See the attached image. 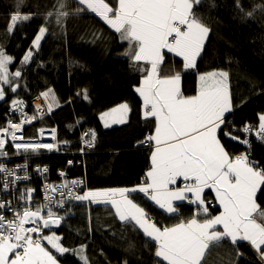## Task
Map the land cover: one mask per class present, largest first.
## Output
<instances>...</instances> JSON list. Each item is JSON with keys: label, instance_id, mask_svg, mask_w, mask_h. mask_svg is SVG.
I'll list each match as a JSON object with an SVG mask.
<instances>
[{"label": "snow or ice", "instance_id": "snow-or-ice-1", "mask_svg": "<svg viewBox=\"0 0 264 264\" xmlns=\"http://www.w3.org/2000/svg\"><path fill=\"white\" fill-rule=\"evenodd\" d=\"M202 2L117 0L115 6H110L106 0H71L75 7L70 10L69 0H56L54 10L45 15L44 25L39 27L31 47L20 61L21 67L14 73L9 70L14 57L0 45V102H4L9 90L17 94L24 66L34 55L32 48H41V42L49 31L48 25L54 22L57 28L63 30L70 15L94 13L119 35L122 43L127 42L123 55L130 59V67L143 73L135 91L143 101L144 118L155 120L154 134L146 138L155 143L151 153V170L140 186L88 190L80 194L77 189L81 188L82 181L65 179L59 185L45 183L44 201L39 205L32 206L34 189L30 187L19 191L16 207L12 206L11 200L0 197V264H59L57 256L42 245L43 241H47L60 256L72 251L82 264H89L84 255L85 245L70 250L62 246L61 237L55 233L42 235L45 229L59 227L69 218L72 201L110 204L122 226L131 227L134 232L139 230L154 242V255L158 258L156 264H202L206 252L222 246L225 240L234 248H238L240 242H247L264 264V222H257V217L264 220V209L257 203L258 193L264 191V168L250 161L246 153L230 158L217 136L218 130L226 123V113L233 108L228 73L213 71L201 74L197 94L190 97L181 93L179 74L164 78L159 76L165 59L163 50L180 57L185 69L196 66L197 57L210 32L209 26L195 10ZM23 3L24 0H15L17 10L10 16L9 33H14L18 22L33 18V14L19 11ZM234 4L242 19L252 18L257 9L264 12V5L245 11L241 0H234ZM19 26L23 27V24ZM49 93L51 89L42 95L47 98ZM87 98L85 90L84 99ZM112 111L120 113L113 122L124 123L129 109L127 104H122ZM12 113L19 114L20 119L18 122L14 118L8 119L6 126H0V161L10 156L6 150L7 141H10V146L16 149L14 155L24 156L25 163L9 168L0 162V193L14 195L20 182L31 179L27 161L40 155V150L49 153L58 150V145L25 140L22 135L25 124H31L44 114L41 106H37L33 116H28L24 112V102L14 98L9 108V114ZM109 115L104 113L101 119ZM108 126L105 121V127ZM254 127L245 126L241 131L251 134ZM258 129L257 139L264 142V114L259 116ZM225 135L233 140L239 139L231 133ZM51 137L56 140L55 129ZM94 141L95 132L91 133V139L82 137V143L87 148L92 147ZM240 142L250 145L247 138ZM85 147L80 149L81 153H84ZM35 171L46 180L47 166H37ZM60 176L64 177L65 173L61 171ZM206 190L214 193V201L207 200ZM57 192L61 199H53L52 194ZM136 192L142 193L170 216L177 215L181 206L174 202L186 201L194 206L193 215L186 221L161 229L151 221L145 208L128 195ZM212 203L219 205L218 215H210ZM7 213H11V218Z\"/></svg>", "mask_w": 264, "mask_h": 264}, {"label": "trees", "instance_id": "trees-1", "mask_svg": "<svg viewBox=\"0 0 264 264\" xmlns=\"http://www.w3.org/2000/svg\"><path fill=\"white\" fill-rule=\"evenodd\" d=\"M115 6L117 0H106ZM245 11L255 6L264 5V0H241ZM56 0H24L20 8L22 14H33L29 21L18 22L14 33L7 31L11 16L17 9L15 0H0V45L5 52L14 57L9 66L10 72L21 67L20 61L29 50L32 40L44 25L45 15L54 10ZM215 5V7H213ZM75 7L69 0L70 10ZM210 32L198 58L195 71H186L180 60L165 53L160 66L159 76L167 77L180 74L182 95L194 96L197 93V76L208 72L225 71L231 84V103L233 112L226 123L218 130L217 136L225 151L231 156L247 154L250 161L264 168V144L257 139L259 116L264 114V12L255 11L252 18L242 19L234 0H203L195 9ZM23 24V27L19 25ZM39 50L32 48V60L24 66L17 94L9 90L6 101L0 102V125L3 122L4 109L14 98L29 103L52 105L50 117L46 107L44 114L36 118L31 128H26L23 137L36 139L41 125L55 128L56 138L61 142L75 143L83 131L95 132L96 149L90 152L78 151L71 155L32 156L28 162L31 171L38 175L35 167L47 166L46 180L39 176L33 180L34 203L44 201L45 183L56 184L65 179L71 181L81 178L84 182L82 191L132 188L142 183L150 169V150L141 146L146 135L153 134V120L141 119L142 101L133 88L134 79L142 77L138 68L130 67L131 61L123 53L127 42H121L119 35L110 29L99 17L82 12L70 15L63 30L53 22ZM115 59L127 62L125 71L108 70ZM141 67L143 65L141 64ZM54 94L55 100L46 99L42 94ZM87 99H84V92ZM79 93V94H78ZM48 100V101H47ZM127 104L129 118L127 123L105 128L97 114L118 105ZM30 107V108H29ZM29 114L36 112L29 106ZM49 109V107H48ZM46 118V119H45ZM245 126H255L250 137V145L241 143ZM231 133L239 139L233 140ZM78 146V145H77ZM10 151L9 147L6 148ZM69 161H72L69 164ZM65 173L64 177L60 172ZM19 189L29 188L22 182ZM1 186V185H0ZM264 187V186H262ZM53 199H61L55 193ZM135 203L144 207L154 217L158 227H171L191 218L194 206L182 204L175 216H170L158 209L142 196H132ZM71 215L56 230H44L43 235L55 233L61 237L62 246L70 250L85 245L84 255L89 264H154V242L144 237L139 230L122 226L110 204H92L89 202H71ZM257 203L264 209V191L258 193ZM215 210H209L210 215ZM60 214H64L61 212ZM203 219V217H201ZM257 222H264L257 217ZM42 245L57 256L59 264H82L72 251L63 256L55 252L45 241ZM202 264H261L256 261L253 252L243 243L234 248L225 240L220 247H213L206 252Z\"/></svg>", "mask_w": 264, "mask_h": 264}, {"label": "rangeland", "instance_id": "rangeland-1", "mask_svg": "<svg viewBox=\"0 0 264 264\" xmlns=\"http://www.w3.org/2000/svg\"><path fill=\"white\" fill-rule=\"evenodd\" d=\"M92 14H94V13H92ZM95 15V14H94ZM10 18V16L8 15L7 16V20ZM102 21V20H101ZM4 26H8L7 25V22L5 23V25ZM115 60H120V59H115ZM179 60V59H178ZM181 62V61H180ZM111 64H113V63H111ZM182 64V63H181ZM197 65H198V62H197ZM197 65H196V68H195V70L197 69ZM182 68H183V66H182ZM184 69V68H183ZM108 70L110 71V70H115V71H120V72H124V73H126V71H124V70H121V69H117V68H114V67H112L111 66V68L109 69L108 68ZM185 70V69H184ZM195 70H193V71H195ZM187 71V70H186ZM225 72V71H224ZM209 73V72H208ZM205 74V73H204ZM200 75V74H199ZM197 80H198V76H197ZM228 86H229V94H230V99L232 98V94H231V84H230V82H229V75H228ZM50 95H51V98H53L54 100H55V96H54V94L53 93H49V95H48V97L46 98V99H50ZM196 95V94H195ZM23 101V100H22ZM48 101V100H47ZM11 103V102H10ZM28 104V107L29 106H31V107H33L34 108V98L33 99H31L30 100V102L29 103H27ZM11 105V104H10ZM41 105V107H46V105H44V104H40ZM122 105V104H121ZM120 108V105H118V106H116V107H114V108H112V109H109V110H107V111H104V112H102V113H99V114H97V120L105 127V121H107V123H108V127H105V128H110V127H113V126H119V125H123V124H125V123H127V121H128V118H129V111L127 112V115H126V120H125V122L124 123H115V122H113V120L114 119H116V118H118L119 117V115H120V113H119V111L118 112H113L112 110L113 109H119ZM46 109V108H45ZM104 113H109L110 115L109 116H106L103 120L101 119V116L104 114ZM12 114H14V113H12ZM229 114V113H228ZM228 114H226V117L228 118V116H230V115H228ZM30 116H33L32 114H30ZM3 117H9V107L7 106L5 109H4V114H3ZM17 119H19V117H17ZM17 119H15V121H17ZM144 120V119H143ZM227 120V119H226ZM145 121V120H144ZM3 123H5L4 122V119H3V122L1 123V124H3ZM32 124H34V120L32 121ZM85 133H88V135L87 136H84V134ZM91 131H89V129H86L85 131H83V133H82V135H81V137H84V139H91ZM149 135H146L145 137H144V139H142V141H141V145L143 146V147H145V148H151L152 149V144H153V142H150V141H147V137H148ZM56 141H58V142H60V144L59 145H61L60 146V149H58L59 151H57V154H59V155H62V156H66L65 155V152H70V154L71 155H68V156H72V155H76V154H78V151H80V149L82 148V147H85L84 146V144L82 143V139H78V140H76V142L75 143H69V142H67L68 144H70V145H68L67 143L66 144H62V143H64V142H61V141H59V139L58 138H56ZM78 145V146H77ZM86 152H90V150L87 148V147H85V153ZM231 156V155H230ZM231 158H235L234 156H231ZM9 165H11V166H13V165H15L13 162H9ZM33 179H34V176H33ZM76 180H78V181H82V184H81V188L82 187H84V182H83V180L81 179V178H75ZM144 182V179L142 180V183ZM141 183V184H142ZM59 184H61V183H59ZM59 184H57V185H59ZM141 184H139V185H141ZM80 189H77V191H79ZM52 195H54V194H52ZM208 201H212V200H209V199H207ZM187 203V202H186ZM217 208V205H216V203H212L211 205H210V207H209V210H215ZM216 211V210H215ZM152 222H155V220L154 219H152L151 220ZM52 234V233H51ZM143 234V233H142ZM49 235V234H48ZM46 243H47V241H45ZM255 259H256V261L257 262H259V263H261V260H260V258H259V256H258V254H256L255 255ZM154 264H156V262L154 263Z\"/></svg>", "mask_w": 264, "mask_h": 264}, {"label": "built area", "instance_id": "built-area-1", "mask_svg": "<svg viewBox=\"0 0 264 264\" xmlns=\"http://www.w3.org/2000/svg\"><path fill=\"white\" fill-rule=\"evenodd\" d=\"M24 102V101H23ZM39 102L40 103H37V104H35L34 103V108L33 107H31L32 109H34L35 111H36V109H37V106L39 105V106H41L40 104H44L45 105V103H44V100H43V98H40L39 99ZM30 108V107H29ZM29 108H28V104L27 103H25L24 102V112L28 115V116H30V112H29ZM42 108V107H41ZM43 109V108H42ZM47 109L48 108H46L45 110L47 111ZM43 113H44V111H43ZM47 115H49V113L47 112L46 113ZM43 116V115H42ZM17 117H19V114H17V113H14V114H9V117H4V122L5 123H3V124H1L0 126H6L7 125V120L8 119H11V118H14V119H17ZM41 117V116H40ZM39 117V118H40ZM19 119H20V117H19ZM19 119H17V122L19 121ZM34 121H35V119H34ZM32 123L31 124H25L24 126H23V130H22V135H24L23 134V132H24V130L26 129V128H31L32 127ZM53 129H55V128H47V129H45V128H43V129H39L38 130V136H37V138L36 139H26L25 137V140H32V141H35V140H41L42 142H52V143H56V144H60V142H58V141H56V140H52V137H51V133H52V130ZM56 130V129H55ZM47 131H51V133L50 134H48V133H46ZM41 132H43V136H41ZM55 135H56V131H55ZM10 144H11V142L10 141H7V146H6V148H8L9 147V149H10V151H8L9 153H10V156L8 157V158H5L4 160H2V161H0V162H2V163H4V164H6V166L7 167H9V168H14V167H16L17 165H22V164H24L25 163V160H24V156H16V155H14V153L16 152V149L15 148H13V147H11L10 146ZM62 144H66V143H62ZM68 144V143H67ZM68 145H70V144H68ZM61 145H59L58 146V148L60 147ZM88 149H90V148H88ZM21 151H23V150H21ZM41 151V150H40ZM42 151H44V150H42ZM46 151V150H45ZM54 152V151H53ZM9 162H13L15 165H13V166H11V165H9ZM27 163H28V165H29V167H28V172H29V174H30V176H31V179L29 180V181H25L26 183H28L29 184V186H30V188H33L34 189V187H33V180H35V178H38L39 176H40V174H38V175H36V174H34V170H33V172L31 171V166H30V164H29V162L27 161ZM35 170H36V167H35ZM21 175H23V172H21L20 173ZM33 176H34V179H33ZM23 182V181H22ZM22 182H20L19 183V185H18V188H17V190L15 191V194L13 195L12 193H8V194H2V193H0V197H2L3 199H5V200H11L12 201V206L13 207H16L17 206V198H18V196H19V191L21 190V189H19V186H23L24 184H22ZM63 183V182H62ZM0 188H2V185L0 186ZM23 190H25V189H23ZM82 190V188H80V190L78 191V192H80ZM51 194V193H50ZM55 197V195H53V198ZM32 206H34V193H33V200H32ZM7 215H8V218H11V213H7ZM27 226H29V225H26V227ZM43 235V234H42Z\"/></svg>", "mask_w": 264, "mask_h": 264}, {"label": "crops", "instance_id": "crops-1", "mask_svg": "<svg viewBox=\"0 0 264 264\" xmlns=\"http://www.w3.org/2000/svg\"><path fill=\"white\" fill-rule=\"evenodd\" d=\"M164 51V53H166V54H168V55H170V56H173V57H175V58H177V59H179L180 61H181V63H182V66H183V60L180 58V57H176V56H174L173 54H171V53H167L166 52V50H163ZM201 52H202V50H201ZM201 54V53H200ZM198 58H199V56L197 57V60H196V65H197V62H198ZM113 66H114V68H117V69H121V70H124L125 71V66H126V68H127V62L126 63H124V62H121V60H114L113 61V64H112ZM183 68H184V66H183ZM195 68H196V66L194 67V68H190V69H185V70H187V71H193V70H195ZM180 75V74H179ZM201 75V74H200ZM200 75H198V80H197V90H198V86H199V76ZM180 77H181V75H180ZM161 78H164V77H161ZM141 79H142V77H137V78H135L134 79V84H133V86H134V90H135V88L136 87H138L139 85H140V81H141ZM180 89H181V93H182V81L180 80ZM136 92V91H135ZM137 93V92H136ZM138 94V93H137ZM197 94V93H196ZM139 96V95H138ZM140 97V96H139ZM140 99H141V97H140ZM141 101H142V99H141ZM143 112H144V109H143V101H142V107H141V119L143 120H153V122H154V131H155V120H154V118H148V119H145L144 118V115H143ZM143 120V121H144ZM154 131H153V134H154ZM154 148H155V143L153 142V144H152V149L151 148H149V150H150V158H149V162H150V169H149V171L151 170V153H152V151L154 150ZM230 156V155H229ZM230 158H231V156H230ZM232 159H235V158H232ZM147 174V173H146ZM147 179V177L145 176V178H144V181ZM138 186H140V185H138ZM135 187H137V186H135ZM132 188H134V187H132ZM115 189H121V188H115ZM105 190H110V189H105ZM206 192H208V196H207V199H209V200H212V201H214V199H215V195H214V193H211L209 190H206ZM129 196H130V198H132V196H142V197H144L143 196V194L142 193H138V192H136V193H130V194H128ZM144 198H146V197H144ZM147 199V198H146ZM135 201V200H134ZM151 202V201H150ZM89 203H91V202H89ZM152 203V202H151ZM174 203H179L180 205H182V204H187L186 203V201L185 202H174ZM138 204V203H137ZM139 205V204H138ZM217 205V208L215 209L216 211L214 212V214L212 215V216H215V215H218L219 214V212H220V208H219V205L218 204H216ZM157 207V206H156ZM158 208V207H157ZM150 216V215H149ZM155 223V222H154ZM161 229H163V228H161ZM52 230V229H51ZM221 231H222V229H220ZM240 243H243V244H245L248 248H250L251 250H252V252H253V254H254V256L257 254L256 253V251L255 250H253L252 248H251V246L247 243V242H240ZM158 259H156V261H157Z\"/></svg>", "mask_w": 264, "mask_h": 264}, {"label": "bare ground", "instance_id": "bare-ground-1", "mask_svg": "<svg viewBox=\"0 0 264 264\" xmlns=\"http://www.w3.org/2000/svg\"><path fill=\"white\" fill-rule=\"evenodd\" d=\"M181 81H182V79H181ZM133 88H134V86H133ZM49 105H51L50 103H48ZM51 107H52V105H51ZM233 108H232V111L228 114V113H226V114H228V115H231V113L233 112ZM47 112L49 113V115H48V117H50L51 116V114H52V110L51 111H49V109L47 110ZM46 119V118H45ZM43 128H45V129H47V128H49V127H46V126H42L41 125V127H40V129H43ZM245 138H247L248 140H250V137L247 135V134H245ZM260 143H262V144H264V142H261L260 141ZM141 144V143H140ZM58 146H59V144H57ZM142 146V145H141ZM58 149H60V147L58 148ZM96 149V142H94L93 143V146L92 147H90V151H93V150H95ZM148 149V148H147ZM57 151H59V150H56V151H54V152H51V153H49V152H47V151H40V155H59V154H57ZM39 156V155H38ZM62 156V155H61ZM261 168V167H260ZM59 183H62V182H58V183H56L55 185H57V184H59ZM83 188V187H82ZM58 193V192H57ZM59 194V193H58ZM80 194H82V190L80 191ZM36 204L34 203V206H35ZM150 219L152 220V219H154V217H152V216H150ZM54 230H55V228H54ZM250 249V248H249ZM251 250V249H250ZM252 251V250H251Z\"/></svg>", "mask_w": 264, "mask_h": 264}, {"label": "water", "instance_id": "water-1", "mask_svg": "<svg viewBox=\"0 0 264 264\" xmlns=\"http://www.w3.org/2000/svg\"><path fill=\"white\" fill-rule=\"evenodd\" d=\"M45 105H46V108H48V107H49V104L45 103ZM47 110H48V109H47ZM46 133L50 134V133H51V131H47ZM54 228H55V230H56L58 227H54ZM54 228H52V230H54ZM45 230H47V229H45Z\"/></svg>", "mask_w": 264, "mask_h": 264}]
</instances>
